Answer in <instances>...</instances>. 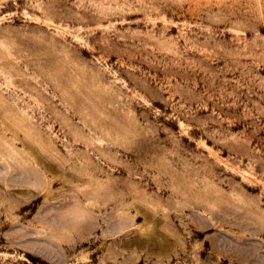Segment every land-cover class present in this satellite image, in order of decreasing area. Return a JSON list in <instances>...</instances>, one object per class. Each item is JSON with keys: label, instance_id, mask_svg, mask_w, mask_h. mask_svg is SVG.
<instances>
[{"label": "rangeland", "instance_id": "obj_1", "mask_svg": "<svg viewBox=\"0 0 264 264\" xmlns=\"http://www.w3.org/2000/svg\"><path fill=\"white\" fill-rule=\"evenodd\" d=\"M0 264H264V0H0Z\"/></svg>", "mask_w": 264, "mask_h": 264}]
</instances>
